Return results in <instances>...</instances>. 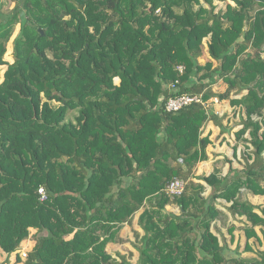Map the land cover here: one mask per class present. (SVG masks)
<instances>
[{
	"label": "trees",
	"instance_id": "1",
	"mask_svg": "<svg viewBox=\"0 0 264 264\" xmlns=\"http://www.w3.org/2000/svg\"><path fill=\"white\" fill-rule=\"evenodd\" d=\"M201 1L0 0V66L9 64L0 84L4 251L18 250L34 227L24 264H264V249L246 257L212 229L224 222V199L251 223L247 238L264 246V206L249 199L264 196V119L253 118L264 110V0H233L224 12ZM207 37L217 68L199 62ZM249 45L254 53L241 60ZM219 77L229 84L222 99L249 89L234 103L246 107L238 135L250 129L244 140L253 149L246 146L245 169L204 177L209 196L188 181L172 198L167 185L188 180L210 139L201 136L209 119L202 104L165 109L176 95L169 84L179 79L178 93L204 92L208 100ZM173 201L181 215L167 212ZM139 211L138 261L114 258L108 243ZM245 249L254 250L249 242Z\"/></svg>",
	"mask_w": 264,
	"mask_h": 264
},
{
	"label": "crops",
	"instance_id": "2",
	"mask_svg": "<svg viewBox=\"0 0 264 264\" xmlns=\"http://www.w3.org/2000/svg\"><path fill=\"white\" fill-rule=\"evenodd\" d=\"M204 6L209 7L208 4L203 3ZM231 4L236 6L233 0H214L216 12H224L227 6ZM197 8V6H196ZM246 29V27H245ZM240 42L245 41L244 34L240 37ZM211 37L204 39V55L199 58V62L202 65H206L208 62L213 64V68H217L220 65V61L213 59L209 53V42ZM239 42V41H238ZM264 49V47H263ZM250 53H254V48L249 45L247 49L240 56L241 60H246V56ZM261 56L264 59V51L261 52ZM211 90L214 93L207 101L208 106L206 108L209 119L202 127V137H208L210 143L206 149V158L200 161L193 169L192 174L189 176L188 181H194L205 185V191L203 194L209 196L212 191V187L205 181L204 177L211 175L216 169H219L223 176L231 173L232 171H239L245 169L246 166V146L253 149L250 142L244 140V138H251L250 129L245 132L243 138L239 137V132L245 127L247 119L246 107L243 104L234 103L235 100H241L249 93V89L246 87L242 90L233 89L230 96L222 99L219 95L224 94L229 89V84L219 77L213 83H211ZM255 120L262 123L263 116L257 114L253 115ZM264 130L262 123L261 132ZM258 197L256 201L264 198L263 195H256ZM250 201L255 205L264 206V200L260 202L253 201V195H249ZM174 200V199H173ZM220 204L218 208L225 213L224 222L222 220L217 221V227H212L213 232L220 238L221 241H225L230 245L231 249H236L238 246H242V243H246V216H236L230 212V202L224 199H219ZM168 213L174 215H181L182 208L176 202H171L166 206ZM142 211H139L131 223H125L118 235L113 238L107 245V251L114 258L126 257L131 262L136 263L139 259L140 252L137 249L138 238L145 234L142 228L139 217ZM234 227L233 233L230 228ZM259 227V226H258ZM261 231V230H260ZM37 230H34L36 233ZM32 232V234H34ZM262 233V232H261ZM24 247L23 245L20 246ZM9 254L0 247V264H15L19 260V250ZM242 251V250H241ZM244 255V252H243Z\"/></svg>",
	"mask_w": 264,
	"mask_h": 264
},
{
	"label": "built area",
	"instance_id": "3",
	"mask_svg": "<svg viewBox=\"0 0 264 264\" xmlns=\"http://www.w3.org/2000/svg\"><path fill=\"white\" fill-rule=\"evenodd\" d=\"M177 70L180 75L185 73V67L183 65L177 66ZM180 80L177 79L175 82L169 84V90L176 95L168 97L165 102V109L168 112H178L185 107L191 106L193 104H202L205 108L208 106V101L204 97V92L201 93H178ZM187 181L176 177L172 179L167 185L165 191L166 193L172 197H179L184 194L186 190ZM40 194L43 198L46 197V191L44 188L40 189ZM20 256L22 255V259L25 261L28 257L29 252H26L24 248H20L19 250Z\"/></svg>",
	"mask_w": 264,
	"mask_h": 264
},
{
	"label": "rangeland",
	"instance_id": "4",
	"mask_svg": "<svg viewBox=\"0 0 264 264\" xmlns=\"http://www.w3.org/2000/svg\"><path fill=\"white\" fill-rule=\"evenodd\" d=\"M14 4L15 3L12 2L11 5L14 6ZM19 29H20V26L18 25L17 26V29H16V32H15V34L13 36V38L11 39V41L8 44V51H7L6 55H5V61H7V63H13V61H14V57H13V40L15 39L17 33L19 32ZM8 68H9V64H5V65H1L0 66V76H1V78H0V84H2L4 82V80H5V73L8 70ZM115 82H116V84H119L120 83V79L119 78H116ZM257 199H258V197H254L253 196V199L252 200L253 201H256ZM261 200H264V198H261L260 197V199L258 201H256V202H260ZM257 212H259V210H257ZM250 225H251V223L249 221H247V219H246V227H248ZM34 230H37V229L34 228V227H31L30 228V233H29L28 237L25 238L22 241V243H21V245L24 246V247H21V248H24L26 252L32 251L33 248L36 245V239L34 238V236H35ZM256 230H257L259 236L261 238H263V234L260 231V227H256ZM32 232L34 234H32ZM247 242H249L251 244V246H253V248H254L253 251H250V250H246L245 249ZM263 249H264V246H261L259 244V242L257 241V238L253 237L251 239H248L247 238V235H246V243L244 241V243H242V246L240 248V250H242L244 252V256H246V257H257L259 255L258 250H263ZM20 257H21V261H18V262L16 261L15 264H24L25 261L22 259V255Z\"/></svg>",
	"mask_w": 264,
	"mask_h": 264
},
{
	"label": "water",
	"instance_id": "5",
	"mask_svg": "<svg viewBox=\"0 0 264 264\" xmlns=\"http://www.w3.org/2000/svg\"><path fill=\"white\" fill-rule=\"evenodd\" d=\"M240 40H241V38L238 39V41H240Z\"/></svg>",
	"mask_w": 264,
	"mask_h": 264
}]
</instances>
